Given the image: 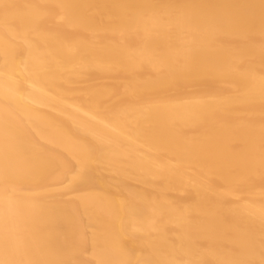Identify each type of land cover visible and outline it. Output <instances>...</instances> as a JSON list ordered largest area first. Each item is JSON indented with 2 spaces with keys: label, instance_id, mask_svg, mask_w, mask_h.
Listing matches in <instances>:
<instances>
[{
  "label": "bare ground",
  "instance_id": "1",
  "mask_svg": "<svg viewBox=\"0 0 264 264\" xmlns=\"http://www.w3.org/2000/svg\"><path fill=\"white\" fill-rule=\"evenodd\" d=\"M0 264H264V0H0Z\"/></svg>",
  "mask_w": 264,
  "mask_h": 264
}]
</instances>
